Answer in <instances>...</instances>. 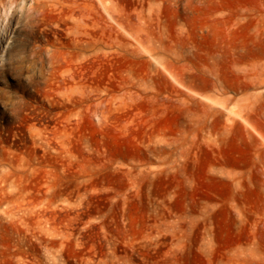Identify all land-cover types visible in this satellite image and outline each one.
I'll list each match as a JSON object with an SVG mask.
<instances>
[{
  "label": "rangeland",
  "instance_id": "1",
  "mask_svg": "<svg viewBox=\"0 0 264 264\" xmlns=\"http://www.w3.org/2000/svg\"><path fill=\"white\" fill-rule=\"evenodd\" d=\"M237 204L264 221V0H0V264H227L264 252L214 236Z\"/></svg>",
  "mask_w": 264,
  "mask_h": 264
},
{
  "label": "bare ground",
  "instance_id": "2",
  "mask_svg": "<svg viewBox=\"0 0 264 264\" xmlns=\"http://www.w3.org/2000/svg\"><path fill=\"white\" fill-rule=\"evenodd\" d=\"M218 83V82H217ZM189 103V101H187V104ZM188 110H190V108L188 109ZM204 114L206 115V117L208 118V117H211L212 115H213V110H212V108L211 107H209V106H205L204 107ZM243 120V119H242ZM208 123V122H207ZM165 151V150H164ZM161 153L163 152V150H161L160 151ZM221 161H219V163H220ZM224 164V163H223ZM222 164V165H223ZM221 165V166H222ZM220 166V165H219ZM224 171V170H223ZM233 181V180H232ZM242 182V181H241ZM241 182H240V184H241ZM228 183V182H227ZM234 183V182H233ZM246 183V182H245ZM251 183V182H250ZM229 184V183H228ZM240 184H238V186H236L235 184V186L236 187H234L235 189V192L236 193H234V195L235 196H237V195H240L239 193H240V189H239V187H240ZM231 185H233V184H231ZM248 185V184H247ZM228 186V185H227ZM262 187H263V185H261ZM262 187H260V186H253L252 184H251V186H245V189H246V191H251L250 192V194H252V191H254L255 192V190H259L260 188H262ZM229 188V187H228ZM241 188H244V186L242 187V185H241ZM230 189V188H229ZM228 189V190H229ZM232 189V188H231ZM230 189V190H231ZM255 189V190H254ZM263 189V188H262ZM233 190V189H232ZM242 190V189H241ZM246 191H243L244 193L246 192ZM243 194V193H242ZM247 194V193H246ZM230 195H231V192H230ZM233 195V196H234ZM244 195V194H243ZM249 195V194H248ZM247 195V197L249 198V196H251V195H249L248 196ZM234 196V197H235ZM233 200H234V198H233ZM235 200H238V198L236 199V197H235ZM242 201V200H241ZM230 202H233V201H230ZM235 203H236V201H234ZM233 202V203H234ZM239 203V202H238ZM244 203V202H243ZM229 204V203H228ZM247 204V203H246ZM235 205V204H234ZM234 205H230L229 207H228V205L226 206V207H220V208H218V209H216V210H214V213H213V219L215 220V222L214 221H212L213 222V232L215 233V235L214 236H217V237H219L220 235H221V233H219L220 231H219V229L221 230V226H218V224H216V219H217V216H218V219H219V213H221V211H222V213L221 214H223V216H225V214H226V212L227 213H229L231 216H229V217H231V219H229V220H231L230 221V223H229V220L225 217V219L228 221H225V220H219V222L221 221V222H223V221H225V222H227V223H229L227 226H225V227H228L227 229L230 231V234H232V235H234V242H235V244H237V246H238V248L239 247H243V244H245V243H247V242H251L252 243V241H254L253 242V245L254 246H259V245H263V243H264V221H261L260 219V221L261 222H257V221H259V220H256V221H252V218H253V215H254V213H256V212H254L253 210H254V208L252 209V207L251 208H247L246 207V209L245 208H243V207H241V206H238V204H237V206H234ZM249 205V204H248ZM263 205V204H262ZM247 206V205H246ZM261 206V205H260ZM245 207V206H244ZM253 207H255V205L253 206ZM257 207L258 206H256V210H257ZM263 208V207H262ZM259 209V208H258ZM259 211V210H258ZM228 214V215H229ZM257 214V213H256ZM227 215V214H226ZM227 215V216H228ZM233 215H235V216H233ZM212 218V217H211ZM255 219H256V217H255ZM212 220V219H211ZM218 221V220H217ZM221 222H220V225H221ZM225 222H224V224H225ZM237 222L240 224V230H239V228H238V230L239 231H237L238 233H235L234 231H235V229H233V227L237 224ZM212 224V223H211ZM261 224H262V226H261ZM223 225V224H222ZM226 225V224H225ZM238 225V224H237ZM239 226V225H238ZM224 227V226H223ZM224 227V228H225ZM235 228H236V226H235ZM260 228H261V230H260ZM210 229H211V227H210ZM226 229V230H227ZM225 230V231H226ZM223 233H224V231H222ZM228 231H226V233H227ZM212 233V232H211ZM220 234V235H219ZM223 235V234H222ZM221 237V236H220ZM233 242V241H232ZM234 246V245H233ZM213 249H215V248H213ZM245 249V248H244ZM244 249H242L241 251H238L237 252V254L235 255V256H233V257H230L229 259H228V263L227 264H264V252L263 251H261L263 248H254V249H250V250H244ZM214 251H216V250H214Z\"/></svg>",
  "mask_w": 264,
  "mask_h": 264
}]
</instances>
